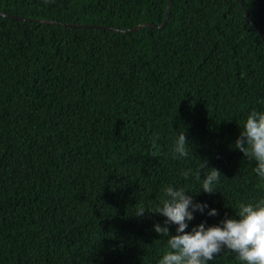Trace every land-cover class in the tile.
<instances>
[{"label": "trees", "instance_id": "16d2710c", "mask_svg": "<svg viewBox=\"0 0 264 264\" xmlns=\"http://www.w3.org/2000/svg\"><path fill=\"white\" fill-rule=\"evenodd\" d=\"M262 33L264 0H0V264H158L167 218L135 213L197 191L199 160L224 177L187 231L264 198L232 147L264 112ZM185 129L197 159H173Z\"/></svg>", "mask_w": 264, "mask_h": 264}, {"label": "clouds", "instance_id": "9594fccd", "mask_svg": "<svg viewBox=\"0 0 264 264\" xmlns=\"http://www.w3.org/2000/svg\"><path fill=\"white\" fill-rule=\"evenodd\" d=\"M241 127V126H240ZM157 136L152 142V148L156 149ZM244 154L248 160H255L254 172L264 179V112L251 111L241 127L240 136L232 146ZM189 148L194 149L187 139V132L179 131L177 139L172 147L173 159H186L189 157ZM155 156V153H153ZM199 160V159H198ZM201 167L196 171V179L200 182L197 191L184 185H166L163 188L159 205L146 211L139 208L135 216H143L145 212L159 214L166 217L163 226L160 223L154 225V230L161 237H168L167 249L158 264H210L224 251L235 253L243 264H264V198L259 201L240 203L236 214L238 218H225L218 224L207 226L206 222L187 231L189 223L199 211L204 213L208 208L207 203L195 202L189 191L199 194H214L216 186L220 183L222 173L216 168H209L207 161H201ZM208 169L209 171H205ZM201 170L204 178L201 179ZM192 174V169L182 171L185 181ZM224 177V176H223ZM217 209L208 211V216H217ZM177 225L176 234L172 235L169 225Z\"/></svg>", "mask_w": 264, "mask_h": 264}, {"label": "water", "instance_id": "95a60500", "mask_svg": "<svg viewBox=\"0 0 264 264\" xmlns=\"http://www.w3.org/2000/svg\"><path fill=\"white\" fill-rule=\"evenodd\" d=\"M241 4H242V2H240ZM243 5V4H242ZM170 6V5H169ZM245 13H246V19H247V21L252 25V26H255V23L250 19V17H249V14L247 13V11H245ZM168 14H169V10L167 11V14H166V16H168ZM44 22V21H43ZM166 23H167V18H166V20L164 21V23H163V25L161 26V28H163V27H165V25H166ZM73 26H75V27H84V28H89V27H91V25H73ZM143 26H152V27H155V25H153V24H148V23H146V24H144V25H142V26H137V27H135L133 30H138V29H140L141 27H143ZM262 35L264 36V33H262Z\"/></svg>", "mask_w": 264, "mask_h": 264}]
</instances>
